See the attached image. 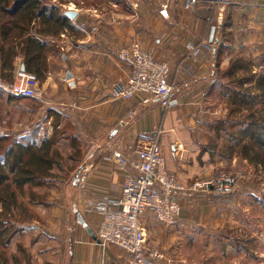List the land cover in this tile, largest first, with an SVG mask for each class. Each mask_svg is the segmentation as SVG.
<instances>
[{
	"label": "crops",
	"instance_id": "1",
	"mask_svg": "<svg viewBox=\"0 0 264 264\" xmlns=\"http://www.w3.org/2000/svg\"><path fill=\"white\" fill-rule=\"evenodd\" d=\"M103 3L99 9L82 7V11L73 12V17L67 15L70 10L63 11L57 6L69 19L71 28H64L55 36L36 34L54 43L58 52L48 58L49 70L45 77L40 81L37 76L39 109L31 112L33 118L24 133L50 138L55 129V114L59 116L58 129L71 127L75 147L89 156L82 165L83 177L72 196L75 204L84 205L92 212L91 218L98 226L102 216L94 210V204L105 198H117L129 175L128 170L116 164V158H123L130 165L141 139L161 147L166 169L185 184L207 178L212 162L209 152L199 150L201 145L193 123L196 124L195 113L205 98L223 81L215 69L220 60H230L234 53H247V57L256 59L264 57V7L258 0H229L223 6L222 29L216 31L207 21L218 11L210 0H196L193 8L189 0H107ZM32 27L35 33L37 24ZM137 43L151 50L156 59L169 64V77L176 85L169 104L160 98L145 103L144 95L115 98L114 92L126 84L130 73L129 67L118 58V52ZM187 44L197 48L195 61L189 56ZM18 65H23L21 56L15 60V66ZM179 65L183 70L177 72ZM52 93H59L61 98L51 102L48 96ZM60 144L75 149L65 135L57 147ZM233 191H212L182 199V211L173 227L165 226L147 213L143 220L147 233L155 237L156 244L167 249L165 259L157 264L173 261L168 251H174L171 244L177 235L188 234L193 224L206 222L213 218L212 214L221 213L224 200L233 196ZM74 230L78 239L71 264H127V255L119 247L97 242L86 228Z\"/></svg>",
	"mask_w": 264,
	"mask_h": 264
},
{
	"label": "rangeland",
	"instance_id": "2",
	"mask_svg": "<svg viewBox=\"0 0 264 264\" xmlns=\"http://www.w3.org/2000/svg\"><path fill=\"white\" fill-rule=\"evenodd\" d=\"M71 1L77 6L75 11H82V7L85 9L87 6L99 9L107 0ZM69 2V0H49V3L63 11H69L66 9ZM258 2L264 7L261 0ZM224 12L225 10H223V19ZM211 24L214 25L215 31L222 29L221 24L217 22ZM188 45L192 44L186 45L190 52ZM147 50L152 53L151 50ZM246 55L247 53H234L230 60H220L215 72L224 71L229 67L230 62L241 64L240 75L249 70L260 71L261 67L257 65L260 59ZM189 56L192 57L191 52ZM166 64L170 69L169 64L167 62ZM16 67L21 68L19 65ZM176 70L178 72L183 68L179 65ZM14 80L15 75L12 80L5 81L0 78V135L22 137L30 135L24 133L33 118L34 113L31 112L39 109V102L37 99L12 98L10 86ZM40 88L44 91L41 82ZM175 90L170 102L173 101ZM60 98L59 93L48 96L51 102ZM202 105L195 113L196 124L193 123L196 137L201 145L199 150H210L214 143L218 144L219 150L207 151L212 162V166L208 168L210 174L207 178L229 173L235 175L238 181L233 196L224 200L221 213L212 214L213 218L206 222L193 224L188 234L177 235V240L171 244L174 251L172 249L168 251L173 260L171 264H264V166H256L247 159H242L236 152L230 156L229 151H223L224 138L217 137L212 125L227 115L230 106L228 101L219 95V88L207 96ZM67 134L73 135V132L68 131ZM57 149L61 154L59 166L55 168L54 177L47 180L46 185L33 187L37 194L35 202L30 201L29 192L20 197L22 207L17 210L20 230L9 245L0 246V264H71L73 247L78 239L74 229L85 228L81 223L85 221L97 235L98 225L91 218L92 212L86 210L84 205L79 207L78 203L75 204L72 196L83 177L82 165L88 161L89 156L81 149L72 150L68 144H60ZM210 152L213 154L212 158ZM128 168V174H133L134 171ZM207 178L200 177V179ZM200 195L202 194L197 196ZM199 201L200 199L197 202L202 203ZM80 216L83 220L79 218ZM147 235L149 244L156 245V248H161L163 252L167 250L162 248L161 244L155 243L154 236L148 233Z\"/></svg>",
	"mask_w": 264,
	"mask_h": 264
},
{
	"label": "trees",
	"instance_id": "3",
	"mask_svg": "<svg viewBox=\"0 0 264 264\" xmlns=\"http://www.w3.org/2000/svg\"><path fill=\"white\" fill-rule=\"evenodd\" d=\"M33 24L38 26L35 33ZM64 28H71L69 19L49 0H0V78L12 80L15 60L21 56L26 70L42 80L49 70L48 58L58 50L54 43L36 34L55 36ZM230 63L219 72L223 81L217 85L230 110L212 125V130L218 138L223 136V151H229L228 155L236 152L256 166H264V57L257 64L260 71L249 70L241 75V64ZM12 98L24 97L12 94ZM55 117L50 138L0 135V246L9 245L20 230L17 220V210L22 207L20 197L29 192L30 201L35 202L37 194L33 187H42L54 177L61 158L57 145L63 135L72 147L78 148L75 136L67 134L71 127L58 129V114ZM217 148L214 143L207 151H219Z\"/></svg>",
	"mask_w": 264,
	"mask_h": 264
},
{
	"label": "built area",
	"instance_id": "4",
	"mask_svg": "<svg viewBox=\"0 0 264 264\" xmlns=\"http://www.w3.org/2000/svg\"><path fill=\"white\" fill-rule=\"evenodd\" d=\"M261 2L264 5V0ZM195 3L196 0H189L188 4L193 8ZM228 3L229 0H210L218 11L207 21L221 24L223 6ZM75 8L72 2L66 7L71 12ZM188 48L191 49V56H194L197 48L193 45H188ZM118 58L129 67L130 73L126 84L114 92L115 98L132 99L144 95L145 103L152 98L164 99V104L170 103L175 84L170 80V69L166 62L156 60L150 51L138 43L120 49ZM38 91L37 75L17 67L10 92L17 97L36 98ZM116 164L123 170L130 167L134 173L128 175L117 198H105L95 203L94 210L102 216L97 229L100 243L122 249L127 255V264H157L165 259L164 252L148 243L143 225L147 213L154 215L165 226L173 227L182 211V199L188 200L191 196L212 191L230 192L238 181L235 175L221 173L185 184L166 169L161 147L156 142L144 139L138 141L136 156L130 165L120 157Z\"/></svg>",
	"mask_w": 264,
	"mask_h": 264
},
{
	"label": "water",
	"instance_id": "5",
	"mask_svg": "<svg viewBox=\"0 0 264 264\" xmlns=\"http://www.w3.org/2000/svg\"><path fill=\"white\" fill-rule=\"evenodd\" d=\"M67 15L73 17V16H75V13H73V12H68ZM21 69H22V70H25V65H24V64L22 65ZM79 218L82 219L81 216H80ZM82 220H83V219H82ZM81 223H82L83 226L87 229V231H88L89 234L93 237V239H95L97 242L100 243V240L98 239L96 233H95V232H94V231L88 226V224H87L85 221H82Z\"/></svg>",
	"mask_w": 264,
	"mask_h": 264
}]
</instances>
